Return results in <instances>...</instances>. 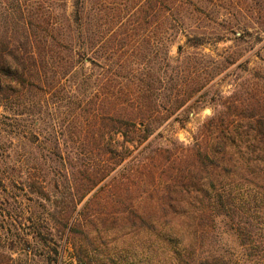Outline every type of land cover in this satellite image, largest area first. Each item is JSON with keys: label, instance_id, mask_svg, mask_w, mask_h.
<instances>
[{"label": "trees", "instance_id": "obj_1", "mask_svg": "<svg viewBox=\"0 0 264 264\" xmlns=\"http://www.w3.org/2000/svg\"><path fill=\"white\" fill-rule=\"evenodd\" d=\"M125 1L117 38L102 22L107 0H71L64 33L50 40L35 31L31 13L23 17L25 0H7L0 14V106L26 97L35 82L40 88L66 78L75 86L81 119L70 137L78 145L69 151L65 143L63 150L61 135H54L49 151L60 168L55 186L63 189L50 205L55 232H67L78 264H121L98 245L142 233L163 240L176 264H264V98L212 92L181 46L179 57L170 58L185 26L183 16L175 18L187 11L180 0ZM136 23L157 24V71L145 53L150 40L128 49L127 32ZM71 28L74 37L66 34ZM198 40L190 46H201ZM197 103L212 114L190 144L151 139L172 118L183 127ZM179 111L182 119L174 117ZM50 252L58 255L53 246Z\"/></svg>", "mask_w": 264, "mask_h": 264}, {"label": "rangeland", "instance_id": "obj_2", "mask_svg": "<svg viewBox=\"0 0 264 264\" xmlns=\"http://www.w3.org/2000/svg\"><path fill=\"white\" fill-rule=\"evenodd\" d=\"M25 1L23 17L26 12L29 17L31 13L36 32L47 40L62 36V23L72 11L71 0ZM123 1L107 0L105 4L108 14L102 22L109 21L112 25L108 37L117 38L121 32L117 13L130 4L127 2L126 6ZM180 2L187 11L175 18L183 16L185 26L178 28L180 33L170 48V58L175 61L179 57L177 47L181 46L183 59L198 70L204 81L210 79L207 88L212 92L219 91L228 96L236 91V97L241 98L245 93L255 91L264 98V0ZM35 9L39 13H33ZM3 10H7V0H0V12ZM51 24L56 30H50ZM156 27L157 24L149 29L138 23L136 26L130 24L127 32L133 35L128 39L129 50L150 40L145 53L149 54L154 71L158 70L157 58L162 54L157 49L160 34ZM66 34L74 37L77 31L71 28ZM198 39H201V46H190L200 43ZM90 74L96 81L100 77L98 70L90 71ZM57 80L54 78L48 83L51 86L46 84L40 88L35 82L26 97H12L0 106V264H53L51 259L55 257V264H78L67 232L62 236L55 232L57 228L50 211L51 203L63 193V189L55 186L57 177L54 172L60 168L50 160L52 138L61 135L62 149L66 148V143L67 150H73L78 144L76 137H70V134L80 128L75 121L81 119L76 93L72 92L75 86L66 78L55 82ZM209 99L212 101V94ZM200 107L198 103L193 105L183 127L172 118L162 124L151 139L166 146L175 140L190 144L194 133L212 114L211 107ZM179 114L180 111L174 117ZM182 118L183 115H179V119ZM130 149L134 150V147ZM136 153L134 150L133 154ZM42 156L48 159L47 163L43 162ZM104 162L101 165L105 166ZM26 179L35 182L36 186L28 188ZM261 207L264 208V203ZM130 237L107 238V244L98 246L121 264H176L169 246L159 237L143 233ZM52 246L56 248L57 256L51 254ZM94 254L100 258L97 252Z\"/></svg>", "mask_w": 264, "mask_h": 264}]
</instances>
